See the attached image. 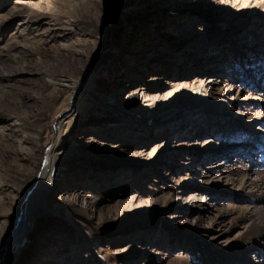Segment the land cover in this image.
I'll list each match as a JSON object with an SVG mask.
<instances>
[{
	"label": "rangeland",
	"instance_id": "obj_1",
	"mask_svg": "<svg viewBox=\"0 0 264 264\" xmlns=\"http://www.w3.org/2000/svg\"><path fill=\"white\" fill-rule=\"evenodd\" d=\"M113 1L0 0V252L30 199L13 264H264V0Z\"/></svg>",
	"mask_w": 264,
	"mask_h": 264
},
{
	"label": "bare ground",
	"instance_id": "obj_2",
	"mask_svg": "<svg viewBox=\"0 0 264 264\" xmlns=\"http://www.w3.org/2000/svg\"><path fill=\"white\" fill-rule=\"evenodd\" d=\"M120 3H121V0H114L113 2L110 3V6H109V17H110V19H113V17L116 16V9L118 8V5H120ZM124 18L127 21V25H128V21L132 18L131 14L130 15L128 14L127 18H126L125 14L123 12L121 17H120L121 22L125 21ZM122 19H123V21H122ZM183 80L186 81L188 79L186 77ZM78 86H79V83H78ZM188 88H189L188 86H182V88L179 90V92L188 90ZM76 91H77V87L73 88V95H75ZM204 93H205V95H207L206 97H208L210 95L209 91H205ZM84 94H86L85 96L88 95V93H86V92ZM211 95H210L211 100L216 103V101H217L216 99L219 98L218 96L220 94H218V95L211 94ZM194 99H195L194 97H191L190 101L192 102V101H194ZM184 105H186V104H184ZM206 108L204 107L202 109V111L200 112L201 115H206V114H203V112H205L209 109V108L208 109H206ZM137 112H138V110H137ZM208 115L209 114H207V116ZM262 120H264V119H262ZM262 120L260 119L259 121L261 123H263L264 121L262 122ZM233 144L234 143H232V142H230V143L226 142V143H224V147L228 148V146L230 145L229 147L232 148ZM263 145L264 144L261 145L262 152H264ZM231 156H234V155L231 154ZM260 161L259 162L264 165V158L260 159ZM255 165L258 166L257 163ZM52 168L53 167H51V169ZM46 173H47V169L45 168L44 175L42 176V179L40 180L41 184H43L46 181ZM258 177H259V182L264 186V174L259 175ZM241 179L243 180V177ZM257 182H258V180H257ZM243 183H245L247 186H250V187H253V186L257 187V188L260 187L259 186L260 184L254 182V181L253 182L252 181L244 182V180H243ZM259 189L261 190V188H259ZM261 191H262V196H256V199H255L256 202L264 201V188ZM33 195H35L36 198L42 197V194L40 193V191H36ZM238 198H240V197H238ZM29 201H30V199H28V201H26V204H25L24 209H23L24 215L21 217L20 220L17 221L16 228L13 230V232L10 233L8 240L5 242L3 250H1V252H0V264H13L16 261L17 254L21 250V247H20L21 245H20V243L17 242V240L19 238H22V237H24L26 239L28 237V234L30 233V230L33 226V223L31 222V220H28V212L30 211V208L32 207L30 205ZM245 218L247 219V221L250 220V225H251L250 231H251V233L246 238V239H248L247 240V247L243 250V252L255 253V254H256V252L262 253L260 248L259 249L256 248L257 243H255V241L257 239H259V238H257L258 236L261 237L264 234V210L261 208H257L256 210H254V214H252V215L246 214ZM254 243H255V245H254ZM251 245H254V247H252ZM241 264H250V263L248 262V260L246 258H242Z\"/></svg>",
	"mask_w": 264,
	"mask_h": 264
}]
</instances>
